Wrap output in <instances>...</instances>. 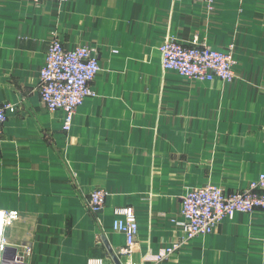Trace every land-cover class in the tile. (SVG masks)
I'll list each match as a JSON object with an SVG mask.
<instances>
[{
	"label": "crops",
	"instance_id": "obj_1",
	"mask_svg": "<svg viewBox=\"0 0 264 264\" xmlns=\"http://www.w3.org/2000/svg\"><path fill=\"white\" fill-rule=\"evenodd\" d=\"M53 35L94 49L101 68L69 133L40 94ZM168 38L232 52L234 80L165 70ZM0 103L17 106L0 144V210L20 215L7 264H144L181 240L189 192L246 191L264 173V0H0ZM95 189L108 193L99 214ZM124 208L139 227L131 257L113 229ZM159 264H264V211L226 218Z\"/></svg>",
	"mask_w": 264,
	"mask_h": 264
},
{
	"label": "built area",
	"instance_id": "obj_2",
	"mask_svg": "<svg viewBox=\"0 0 264 264\" xmlns=\"http://www.w3.org/2000/svg\"><path fill=\"white\" fill-rule=\"evenodd\" d=\"M39 3L43 0H30ZM64 3L69 0H54ZM213 7L215 0H195ZM162 66L165 70L175 71L183 77L203 82H232L235 78V64L232 52H221L208 46H187L173 38H168L160 46ZM100 64L94 49L89 46H77L65 49L60 39L53 35L49 41L45 65L40 73V94L44 106L51 112L63 111L65 114L63 131L69 133L77 109L95 96L92 84L100 72ZM17 112V106L0 103V144L4 126L11 114ZM104 189H95L88 195L87 206L93 214H99L107 199ZM264 211V173L251 183L246 191L225 193L215 185H207L189 192L183 198L182 223L183 236L172 246L161 249L156 254L144 257V264H159L180 250L187 242L201 236H207L216 230L226 218L237 213L250 214ZM113 229L125 235L127 247L122 253L131 257L134 253L139 227L131 208L115 211ZM20 218L16 211L0 210V264H6L9 243L6 237L7 226ZM31 250L25 249L29 256ZM16 259L21 260L18 255ZM91 261L90 264H100ZM130 264V263H129Z\"/></svg>",
	"mask_w": 264,
	"mask_h": 264
},
{
	"label": "water",
	"instance_id": "obj_3",
	"mask_svg": "<svg viewBox=\"0 0 264 264\" xmlns=\"http://www.w3.org/2000/svg\"><path fill=\"white\" fill-rule=\"evenodd\" d=\"M8 252L11 253V248H9ZM7 255H8V253L6 254V257H5V258H6V261H7ZM16 255H17V251L14 250L13 256H12V258H11L10 260L14 259V256H15V258H16ZM6 264H7V263H6Z\"/></svg>",
	"mask_w": 264,
	"mask_h": 264
}]
</instances>
